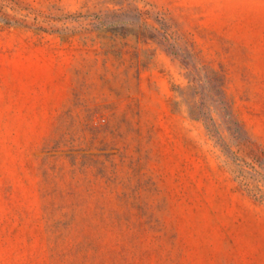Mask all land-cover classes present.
<instances>
[{"label": "rangeland", "instance_id": "obj_1", "mask_svg": "<svg viewBox=\"0 0 264 264\" xmlns=\"http://www.w3.org/2000/svg\"><path fill=\"white\" fill-rule=\"evenodd\" d=\"M0 264H264V0H0Z\"/></svg>", "mask_w": 264, "mask_h": 264}]
</instances>
